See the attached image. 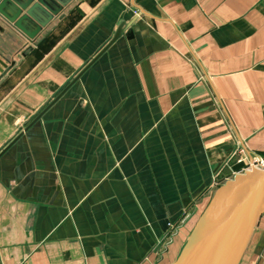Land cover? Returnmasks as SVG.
Instances as JSON below:
<instances>
[{
	"label": "crops",
	"instance_id": "0c3cea01",
	"mask_svg": "<svg viewBox=\"0 0 264 264\" xmlns=\"http://www.w3.org/2000/svg\"><path fill=\"white\" fill-rule=\"evenodd\" d=\"M0 26V264H174L238 151L264 158V0H69L33 39ZM237 264H264V212Z\"/></svg>",
	"mask_w": 264,
	"mask_h": 264
},
{
	"label": "water",
	"instance_id": "95a60500",
	"mask_svg": "<svg viewBox=\"0 0 264 264\" xmlns=\"http://www.w3.org/2000/svg\"><path fill=\"white\" fill-rule=\"evenodd\" d=\"M52 1L49 5L45 0H36L33 4L32 0H0V19L28 39H33L52 16L69 2ZM22 10L25 13L21 15ZM35 10L41 11L45 17L42 20L36 19L33 16ZM129 24L130 22H120L107 44L48 105L76 81L84 69L120 36ZM27 25H31L32 29L28 30ZM2 31L0 26V32ZM5 66L0 60V71ZM41 113L32 122L38 120ZM243 165V162H237L230 167L232 177L213 195L174 264H237L256 219L264 212V166L260 169L243 170Z\"/></svg>",
	"mask_w": 264,
	"mask_h": 264
},
{
	"label": "built area",
	"instance_id": "2783aa9c",
	"mask_svg": "<svg viewBox=\"0 0 264 264\" xmlns=\"http://www.w3.org/2000/svg\"><path fill=\"white\" fill-rule=\"evenodd\" d=\"M235 162H243V170L260 169L264 166V158L257 155L246 156L241 150L238 151V158Z\"/></svg>",
	"mask_w": 264,
	"mask_h": 264
},
{
	"label": "bare ground",
	"instance_id": "6f19581e",
	"mask_svg": "<svg viewBox=\"0 0 264 264\" xmlns=\"http://www.w3.org/2000/svg\"><path fill=\"white\" fill-rule=\"evenodd\" d=\"M40 12H41V11H39V10H35V11H33V16H34L36 19H40V18H39ZM41 13H42V12H41Z\"/></svg>",
	"mask_w": 264,
	"mask_h": 264
},
{
	"label": "rangeland",
	"instance_id": "374dc122",
	"mask_svg": "<svg viewBox=\"0 0 264 264\" xmlns=\"http://www.w3.org/2000/svg\"><path fill=\"white\" fill-rule=\"evenodd\" d=\"M233 174L229 175V179L232 177Z\"/></svg>",
	"mask_w": 264,
	"mask_h": 264
}]
</instances>
